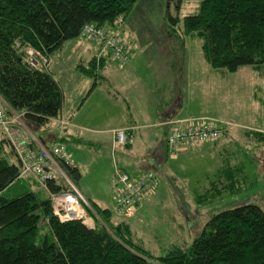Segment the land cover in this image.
I'll return each instance as SVG.
<instances>
[{
  "label": "trees",
  "instance_id": "1",
  "mask_svg": "<svg viewBox=\"0 0 264 264\" xmlns=\"http://www.w3.org/2000/svg\"><path fill=\"white\" fill-rule=\"evenodd\" d=\"M136 1L0 0V96L6 117L17 115L27 126H44L61 112L60 86L45 66L28 64L27 48L53 57L67 41L83 37L84 25L115 26ZM183 28L202 39L203 54L214 70L233 72L241 66L264 65V0H201L197 11L184 17ZM97 68L92 59L79 71L96 77ZM226 133L225 128L214 141ZM247 133L264 140L262 132ZM20 169L10 141L0 131V264H264V211L256 203L220 210L189 246L174 245L163 256L154 257L134 239L127 222L115 224L111 210L88 199L85 209L93 227L82 220L60 221L52 213L50 194L70 187L59 178L48 181L46 190L28 175L19 191L3 196L25 177L20 176ZM63 169L78 188V168ZM236 169L229 163L220 168L219 173L229 176L226 187L230 191L235 188L232 174ZM213 183L210 194L214 199L223 190ZM33 184L47 196L32 190ZM42 220L52 239L45 237L38 243Z\"/></svg>",
  "mask_w": 264,
  "mask_h": 264
},
{
  "label": "rangeland",
  "instance_id": "2",
  "mask_svg": "<svg viewBox=\"0 0 264 264\" xmlns=\"http://www.w3.org/2000/svg\"><path fill=\"white\" fill-rule=\"evenodd\" d=\"M200 1L137 0L121 22L108 27L118 32L119 36L123 32L122 36L132 42L137 69L146 73L150 69L159 70L167 77V82L179 85L183 114L217 120L222 123V131L225 128L227 130L226 135L217 141L198 142L179 149L173 157L175 160H170L173 159L170 157L166 162L172 170L169 169L163 177H155V184L141 199L136 213L128 216L131 217L127 221L134 232V239L154 257L163 256L174 245L182 248L189 246L210 217L224 208L248 202L258 204L264 211V140L250 138L251 134L248 133L246 135L247 131L264 133V65L259 68L241 66L233 72L214 70L203 54L202 39L185 33L183 28L184 17L195 13ZM79 39L92 47L93 40L84 37ZM74 42L76 40L66 42L65 53L59 59L58 56L56 61L64 60L73 69L77 66V71L81 73L79 67L88 66V61L95 52L88 53L83 48L81 52L75 48ZM108 57L107 65L100 73L101 88L94 95L101 114L109 107L114 109L123 104L122 100L128 96V91L121 90L120 86L127 85L129 72L118 68L117 62ZM99 60L95 57L97 67L100 68ZM148 61H152L153 66L147 65ZM124 75H127L126 78L122 77ZM90 80L84 78V82ZM63 85L68 95L75 92L73 85H67L66 82ZM153 94L156 95V92ZM91 101L88 100L87 103ZM115 113L114 111L112 116H116ZM14 118L21 125L19 120L22 121V118ZM55 128L54 123H47L45 127L38 126L45 136L57 131ZM156 133L157 136H152ZM161 136L160 128H153L149 139L155 141L156 137ZM149 139L139 141L138 154L146 151L145 142ZM66 145L69 149L72 146L70 142H66ZM104 148L111 162L110 149L108 146ZM105 158L104 155L101 159L100 176L97 179L87 176L82 182L100 196L109 194L107 180L110 175ZM227 163L238 168L232 174L235 188L231 191L226 187L229 176L219 173L220 168ZM125 166L129 171L130 166ZM27 177H22L2 195L13 196V193L27 183ZM113 181L111 179L110 184ZM211 182L215 188L223 190L214 199L211 198ZM30 188L38 191L42 197L47 196V192L37 184ZM110 210L118 215L113 207ZM86 217V224L93 227V219L87 211ZM114 218L116 217L112 214V219ZM39 231L38 243L45 237L52 239L50 229L43 220Z\"/></svg>",
  "mask_w": 264,
  "mask_h": 264
},
{
  "label": "crops",
  "instance_id": "3",
  "mask_svg": "<svg viewBox=\"0 0 264 264\" xmlns=\"http://www.w3.org/2000/svg\"><path fill=\"white\" fill-rule=\"evenodd\" d=\"M122 33H120V37L131 48L129 61L125 64L117 62L118 68L126 69L125 72H129L128 74L130 75L127 85L120 86L121 90L128 91L127 98L122 100L123 104L114 107V109L109 107L103 114L98 112V100L96 97L94 98V95L101 88L100 80L102 76L100 73L102 68L107 65L106 57L108 56L104 55L102 57L103 61L99 60V64L102 63V66L95 70L96 77L84 76L83 73L81 74L77 71V66L73 69L67 66L64 60L60 62L56 61L58 56L59 59L65 53V43L56 55L50 57L48 67L49 73L56 80L63 93V104L59 116L47 122L54 123L57 131L55 130L50 136H45L36 125H28V127L21 119H18L21 125L17 121L15 122L22 130L23 135L32 139L33 146L36 145L35 143L46 147H49L54 142L63 143L71 155L72 166L78 168L80 172L79 188H76L77 191L85 200L88 199L101 208L110 210V207H113V211L116 210L113 199L117 181L116 171H124L132 177L145 173H153L157 179L163 177L172 168L166 165L167 160L171 156L166 145V135L169 126L165 122L176 119L195 118L182 113V94L178 92V84L174 85L167 82V77L159 70L150 69L146 73L136 68L134 47L130 40L122 36ZM117 34L119 33L117 32ZM79 38L82 37L70 40H76L74 42L75 48L80 49L81 52L82 48L88 53L90 51L92 53L95 52L88 63L92 59L95 60V57L98 58L99 54H101L100 46L93 41L92 47H90L88 43H83ZM108 58L112 59L111 57ZM146 64L153 66L152 61H148ZM126 76L122 77L126 78ZM86 77L91 80L84 82V78ZM63 82H66L67 85H73L75 92L68 95ZM154 91L156 95L153 94ZM88 100H92L91 103L88 104ZM86 103L87 105H85ZM113 110L116 112V116H112ZM14 117L21 118V116L17 115ZM153 128H160L162 135L161 138L156 137L155 141L149 139ZM122 130L125 131L127 140L131 139L130 142L126 141L124 144L117 143L116 133ZM147 133L149 136H147ZM157 135L156 133L152 136ZM147 137L149 141L145 142L147 146L146 151L138 154L140 143L148 140ZM66 142L71 143L70 149L67 147ZM107 146L110 149L111 162L107 157L108 152L104 148ZM187 147L189 145H185L182 148ZM104 155L106 156L105 161L108 165V175H110L107 180L109 181L107 186L109 194L100 196L92 188L82 184V182L84 177L88 176L89 178L97 179L100 176L99 172L102 170L101 159ZM170 160H175V158ZM110 164H112V167ZM125 164L130 166L129 171ZM111 179L114 180L113 184H110ZM139 206L140 204L137 205L136 210ZM112 214L116 217L113 219L115 224L120 222L128 223L127 220H131V217H126L125 215H121V213H118L120 216L114 215L113 212Z\"/></svg>",
  "mask_w": 264,
  "mask_h": 264
},
{
  "label": "built area",
  "instance_id": "4",
  "mask_svg": "<svg viewBox=\"0 0 264 264\" xmlns=\"http://www.w3.org/2000/svg\"><path fill=\"white\" fill-rule=\"evenodd\" d=\"M117 19L115 25L121 22ZM84 38L95 41L100 46L97 59L104 55H110L119 64H125L131 57V48L115 30L108 27H98L92 23L83 27ZM26 60L31 67L43 65L46 68L50 64V58L42 55L32 48L25 50ZM5 102L0 96V131L10 141L16 157L20 161V176H31L35 181L47 190L46 183L55 178H60L69 187V190L50 194L52 213L60 221L82 220L85 224V206L87 201L77 191L69 177L64 172L63 166H72L71 155L63 143L54 142L49 147L38 143L33 146L32 139L23 135L22 130L15 124L14 117H6ZM169 126L166 135V145L169 155L175 153L185 145H193L198 142L214 141L222 134L219 121L207 118L176 119L165 122ZM117 143L124 144L127 140L125 131L116 133ZM116 186L114 191L115 208L118 213L132 216L137 205L146 193L155 184V176L145 173L132 177L124 171H116Z\"/></svg>",
  "mask_w": 264,
  "mask_h": 264
},
{
  "label": "bare ground",
  "instance_id": "5",
  "mask_svg": "<svg viewBox=\"0 0 264 264\" xmlns=\"http://www.w3.org/2000/svg\"><path fill=\"white\" fill-rule=\"evenodd\" d=\"M87 225V224H86ZM88 226V225H87ZM88 227H90V226H88Z\"/></svg>",
  "mask_w": 264,
  "mask_h": 264
}]
</instances>
